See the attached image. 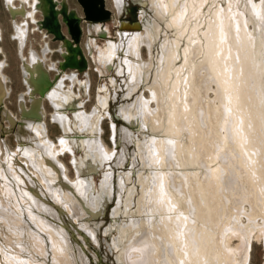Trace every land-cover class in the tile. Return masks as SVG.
<instances>
[{
    "label": "bare ground",
    "instance_id": "bare-ground-1",
    "mask_svg": "<svg viewBox=\"0 0 264 264\" xmlns=\"http://www.w3.org/2000/svg\"><path fill=\"white\" fill-rule=\"evenodd\" d=\"M55 1L60 3L62 0ZM131 1L142 7L139 22L132 25L136 28H130L128 23L119 20L121 29L125 31L119 30L120 41H107L108 49L100 51V61L110 68L113 61L119 57L117 72L123 76L127 73L126 95L130 96L140 87L147 88L158 108L152 111L150 100L140 95L136 101L120 106L117 111L121 120L132 127H137V132L144 133L146 126L152 132L150 140L134 141L138 154L145 161L144 166L147 165L152 170L144 178L142 172L139 174L143 192L139 199L141 218H132L121 227V233L124 235L121 243L123 244L122 264H247L250 240L246 236V231L242 230L243 226H236V223L229 229L219 227L220 216L224 213L227 215L228 205L226 202L223 203L222 208L226 211H222L219 215L217 211L220 200L211 198V193L218 196L219 191L230 190V180L232 181L231 178L235 175L231 166L238 161L230 152L236 149L238 154L237 150H239L242 156L237 164L249 170L247 178L253 183L256 203L261 206V214L264 217V0L257 3L251 0V8L242 4L243 8H249L250 17L247 16L248 12L245 15L240 9L242 7H238L241 0H230L229 10L227 9L229 12L222 11L220 6L214 8L209 21L206 20V26H203L205 17L203 7L206 0ZM113 3L118 14L124 12L126 0H113ZM211 3L210 8L216 5L217 0H212ZM39 4L40 0H20L18 6L14 0H7V7L12 17L19 15L27 19L23 24L16 22L14 25L20 40V52L27 38L28 21L36 20V14L40 12ZM148 11H152L153 14H149ZM250 23L254 25L255 30L249 28ZM163 24L167 28H174L177 33L173 40L165 37L166 39L160 44L162 47L160 54L156 46L162 32H167ZM38 27L40 30L39 22ZM101 29L102 26L95 25V30L99 33ZM124 39L127 40L123 41ZM146 45L150 52L148 62L143 60L141 54L142 46ZM182 45H185L183 49ZM86 49L92 53L90 42ZM48 51V47L44 48V54ZM30 57L29 62L23 60L22 70L32 109L29 110L24 104V97H21L23 100L20 103V110L28 112L22 116L21 121L15 120L6 113V110L2 115L11 125H18L19 129L16 133L20 142V153L27 155L37 170H41L43 178L48 180V188L42 186L37 175L29 171L18 159L19 154L10 151H8L9 158L12 159L9 161L8 173L12 171L10 174H13L14 167L23 171L32 189L29 191L22 183H17L18 189L22 195L26 192L30 196L23 195L29 204L43 213L42 217L62 214L68 209L73 211L72 219L68 221L69 230L77 242L79 237L82 242L72 244L73 251L68 246L67 248L60 246L55 250L54 259L57 262L71 260L72 264H79L74 249L76 247L80 254L86 253L85 248H90V241L81 231H87L84 225L72 227V224L76 225L73 218L75 220L82 216L83 220L86 217L102 216L112 199L111 189L109 191L106 189V187L111 188L112 172L108 173V171L105 174L102 184L103 197L95 195L92 178L94 173L100 172L103 168V171L106 170V163L110 162L107 160L112 157L110 151L101 142L99 125L102 118L110 115L102 112V108H106L108 98L100 96L98 100L101 107H96L92 113L86 112L81 108V103L76 105L71 93L76 95L73 87L81 83L77 78L79 71L71 70L72 72L68 74L64 73L66 71L61 72L44 97L52 103L55 111L54 119L58 121L62 130L59 136L60 144L54 145L45 138L42 121L45 114L44 107L37 106L38 96H30L29 92L33 88L28 85L32 74L35 77L40 74L38 66L43 65L47 70L44 65L45 60L36 51H32ZM178 59L183 64H177ZM1 67L0 63V106L3 107V99L7 93ZM55 67L52 65V69ZM66 80L70 81L69 86H66ZM212 82L217 86L216 94L220 106L214 105L215 102H205L206 92ZM87 87L89 86L86 85ZM75 107L79 109H75L72 120L67 109ZM217 110H220L222 115L217 113ZM235 113L236 116H241V118L237 117L238 122L232 119ZM34 115L36 118L29 117ZM219 116H222L221 120H225L221 127L218 122L212 121ZM112 128L116 132L117 125L113 123ZM222 128L225 129V135L221 132ZM9 130L8 128L5 131ZM123 133L128 141L133 140L130 129L123 126ZM161 133L162 138L159 137ZM26 139L30 141L27 142ZM170 139H176V142L173 143ZM188 139L193 141V144L188 145L199 146L200 150L192 147L186 149ZM218 141L221 143V148L228 146L229 149L216 156L212 148L216 147V144L220 145ZM78 147L85 150V156L80 161L74 160L78 181L73 183L63 174V166L57 156L62 152H70L75 156V149ZM174 148L175 155L179 156L178 165L185 166V169H187L186 165H198L199 172L173 171L177 165L173 162V156L171 158L169 151L172 152ZM217 159L220 161L215 163ZM123 160L125 158L122 162ZM133 163H136L135 158ZM152 167L162 169L154 171ZM237 167L239 170L240 167ZM253 173L256 174L254 177ZM124 175L121 176L120 180H122L119 183L122 190L126 187L127 180L131 179L130 172ZM16 178L19 179V176L16 175ZM54 182L57 184L53 185ZM67 183L79 188L78 192L82 200H75L78 207L75 206L72 195L67 190ZM188 184L189 193L184 192L188 189L186 188ZM34 185L37 187L35 194ZM50 198L51 201L55 200L57 205L52 204ZM129 199V202H125L126 206L131 205V197ZM257 205L254 204L255 207ZM146 208L150 217L145 216ZM117 213L116 208L112 214L117 215ZM155 213L158 216H154ZM61 223L58 228L64 230L62 226L67 223L64 221ZM49 226L54 227V224L49 222ZM233 232L244 237L240 242V244L243 242V245L238 249L232 247L230 243V235ZM92 233L89 231L90 235ZM48 234L51 237L53 235L52 232ZM91 237L96 239L93 234ZM119 245L116 243V248ZM94 254L99 259L97 250ZM83 260L87 261L86 254Z\"/></svg>",
    "mask_w": 264,
    "mask_h": 264
},
{
    "label": "rangeland",
    "instance_id": "rangeland-1",
    "mask_svg": "<svg viewBox=\"0 0 264 264\" xmlns=\"http://www.w3.org/2000/svg\"><path fill=\"white\" fill-rule=\"evenodd\" d=\"M67 1H68L67 2L68 6L70 8L80 10L75 0H67ZM229 1L230 0H217L216 5L215 6L213 5V7L210 8V6H212L211 5L212 0H206V3L204 4L203 7L205 8V17H204L205 19L203 18V22H204L203 26H206V23L209 21V18L212 16L211 12L214 11V8L217 9L220 6V9L222 11L223 10L228 11ZM250 1L251 0H241V4L238 6L239 8L242 7L240 9L244 11L245 15L248 12L247 13L248 17H250L249 14V8H251ZM253 1L257 3V2H262L263 0H253ZM14 3L19 6L20 0H14ZM242 4H245L247 7L248 6L250 7L243 8ZM105 7L111 11V18L106 22V25L109 29V31L107 30V34L109 33V37L92 38V37H87L86 34L83 35L81 39V45L82 46L86 45L85 50L87 56L89 53V51L86 49L88 42H90V45L93 49L92 53H89L91 59L88 56L89 60H91L90 66L88 70L79 71L77 78L78 80H80L79 82L81 83L78 84L76 87H73L74 93L76 95H74L73 92L71 93L76 101L75 102L76 105L81 103L82 104L81 108H83L88 113H92L96 107H101L98 100L100 96H105L109 100V106L107 108L108 110H106V108H102L103 109L102 112L109 113L110 115L107 116L105 114L106 115L105 118H102L100 120L99 125L101 127V133H100L101 142L110 151L112 157L110 158V160H107V162L108 161L110 162L106 163V167H105L106 170L103 171L104 170L103 168V170H100V172L94 173L92 178L94 185L93 191L95 192V195L96 196L98 195L99 197H103L104 190L102 188V184L103 181L105 180V174L108 171H109L108 173H110V171L112 172V179L110 182L111 188L106 187L107 191L111 189L110 192L112 194V199L107 204V208L105 212L102 214V216L90 217V218L86 217L83 220H82L83 218L82 216H80V218H77L75 220L73 218V221H75L76 225L72 224V227L75 228V226L80 227L84 225L87 231L84 230L81 231L87 238H89L90 241V248L89 247L85 248L86 253L80 254L79 250L76 249V247L74 249L76 256H78L79 264L80 263L81 264L82 263L83 264H122L121 255L123 252V244L121 243L123 241L124 235H122L121 233L122 231L121 227L125 223L130 222L132 218H137V219L141 218L140 217L141 213L139 212V199L142 197L143 192L141 191L142 183L140 181L141 177H139V174L140 172H142V177L144 178V176L148 175L147 173H149L150 170H152L147 165L144 166L145 161H143L144 159H142V156L138 154L139 153L138 148L134 144L135 143L134 141H137L136 139L144 142L150 140V136L152 133L150 131V128L146 126L144 128V133L137 132L136 130L137 127L136 126L132 127L128 123L126 124L124 120H121L119 118V116L117 115L118 114L117 111L120 106H124L126 103H133L134 101H136L137 97L140 95L141 97L144 96L146 99L150 100V107L152 111H156L158 105L152 99V94L147 88L140 87L138 88L139 90L132 93L130 96L126 95L128 93V88L126 85L127 73L123 76V75H119V73L117 72V67L120 64L119 57H117L114 60V69L113 70L110 69L108 73H107L108 71L107 69L109 68H107L103 64L104 63L103 61H100L101 60L100 51L101 50L106 51L108 49L107 41L108 40H112L116 42L120 41V35H119L120 29L117 27V24L119 25L118 21L121 20L131 23L133 21L140 20V11L142 7L138 4L132 3L131 0L130 1L126 0L124 12L121 14H118L114 6L113 0H105ZM27 8L28 10L31 9L29 8V5H27ZM149 14H153V12L151 11ZM40 19H41V14L40 12H38L36 14L35 21L31 19L28 21L27 38L25 39L23 50L22 52H20V40L17 37V29L16 26L14 25L16 24V22L18 24H23L25 21H27V19L19 15L12 17L7 7V0H0V63L2 64L1 72L4 76V85L7 93L6 97L3 99L4 106L3 107L0 106V264H72L71 260L69 261L61 260L60 262H57L54 259L55 250L60 248V246H65L66 248L68 246L69 249L73 251L71 245L72 244L75 245L78 244V242L79 243L82 242L80 237H79V241L77 242L74 235H72L69 230L68 221L72 219L71 218L72 217L71 213H73L72 210L68 209V211L65 210V212L62 214H56L54 216L48 215L47 217L46 216L42 217L43 213L39 212L37 208L29 204L23 197V195L26 197H30V196L26 192H23L22 195L21 191L18 189L17 183H22L27 189H29V191L32 189L31 185L27 183L29 181H26L23 171L17 167H14L13 174H10V172L12 171H9L8 173V165H10L9 161L12 159L9 158L8 151H10L11 153H15L17 155L19 154L18 159L23 164L26 165L29 171L37 175V177L39 178V182L42 183V186L45 185V188H48V180L46 181L43 178L44 175L42 174L41 170H37V168L33 165L31 160L27 157V155L20 153V148H19L20 142L17 136L18 134L16 133V131H18L19 129L18 125H11L10 122L7 119H5L2 115L4 113V110H6V113H8L13 118H15V120L17 121L22 120V118H19L20 103L23 100V98L21 97H24L25 103L28 104V96L25 95L28 91V86L25 82V74L22 70V65L24 59L25 61L26 60H28V62L30 61L31 58L30 53L32 51H36L37 53H39V55H41L42 59L45 60V63L49 65L48 68L50 70H54V69L58 70V66L54 61L61 59L60 54L58 52H53V54H51L50 52H52L53 49H57L59 43L58 41L51 40V37L50 39H48V37L45 36L46 35L45 31L38 29L39 28L38 22L40 21ZM163 26L164 28H166L167 32L166 31L162 32L160 38L158 39L159 42L156 46L158 47L160 54L162 50V47L160 45L161 42L165 40L167 37L173 40L176 37V33H177V31L174 28H167L165 24H163ZM107 27H105L104 29H107ZM249 28L255 30V27L254 25L252 26V23L249 24ZM121 30L125 31L123 29ZM101 31L102 29L100 30V32ZM126 31L131 32L130 30L129 31L126 30ZM126 40L127 39H124L123 41ZM46 47L49 48V51L47 54H44V48ZM60 47L58 50L59 52H62L63 50H61L62 48ZM147 47L148 46L146 45V46H142L141 48L142 58L145 62H148L150 60V52L148 51L149 49H147ZM184 47L185 45L181 46L182 49ZM92 58L93 61H97L98 63L101 64V66L103 67L102 73L103 74L107 73L106 75L103 76L99 75L98 71L96 70L95 66L92 63L93 62ZM177 64L180 65L183 64V62L182 61L180 62V59H178ZM52 65H55L56 67L52 69ZM123 66L127 70L125 63H123ZM125 69L124 71L126 72ZM71 72L72 71H66L64 73L68 74ZM50 74L52 75L53 71H51ZM62 77L63 76L61 75L60 78ZM65 84L66 86H69L70 81L66 80ZM86 85L89 87L86 88ZM210 85L208 91L206 92L207 94H206L205 102L206 103L215 102L214 105L220 106V101L218 102L219 98L217 97L216 94L217 86L213 82L210 83ZM43 106H44L45 114H44V119H42V121L44 122V127H45V138L46 139L48 138L54 145L60 144L59 136H61L62 130L58 121L54 119V112H55L54 107L47 98H45V100L43 101ZM75 109H79V108L75 107L73 109L71 108L67 109L69 112V117L73 118L72 120H74L73 113ZM217 111H218L217 113L219 114L221 113L220 115H222V112H219L220 110ZM237 117L241 118V116H236L235 113L232 119L238 122ZM221 118L222 116H219V118H216L215 120L212 119V121H214L215 123L218 122L219 127H221L225 123V120L223 121V119L221 120ZM113 123L117 125L116 132L114 131V128H112ZM123 126L131 130L132 138H133L132 141L131 140L128 141L126 139V136L123 133ZM8 128L10 130L6 132L5 130ZM221 132L223 135H225L224 128H222ZM161 135L162 133L160 134L159 137L162 138ZM41 137L43 138L44 136ZM38 138H40V136H38ZM170 140L173 143L176 142V139H170ZM188 140L186 141L187 143L186 149L188 147L189 148L192 147L195 150L197 149L200 150L199 146L188 145L189 143L193 144V141L191 142L190 139ZM29 141L30 140H27V142ZM249 142L247 141V145L249 144ZM217 143H219V141ZM219 144L220 145L216 144V147L212 148L217 154L216 155L215 153H213L216 156L225 152L226 149H229L228 146H224L221 148V143ZM59 148L61 147L59 146ZM75 150H76L75 156L71 155L70 152H62L59 153L57 156V159L63 166V174H65L67 178H69L73 183H76L78 181L77 170L75 168L74 160H76V162L80 161V159L85 156V150L82 147H78ZM249 151L252 150L249 149ZM237 152L239 153L238 154L236 153V149L230 152L231 155H233L234 158L236 156L235 159L238 160L235 161V163L231 166L233 167L232 169L235 175L232 176L231 178L232 181L230 180L232 184L229 182L231 185V186L229 185L230 190L227 189L225 190V192L219 191L218 196L216 195L214 196V194L211 193L212 196L211 198L220 200V203L218 204L220 207L217 205L219 209L216 207V209H218V211L217 210L216 211L218 212L219 215L222 211H226V210L228 211L227 215L226 213H224L223 216L222 215L220 216V219L218 221L219 227L224 229H229L235 226L236 223L237 224L236 226L238 227L243 226L242 227L243 229L242 228L240 229L246 231V236L250 240L247 264H264V235H263L264 217L261 214V209H260L261 206L259 207V205H257L256 203V197L253 191V183L250 182V180H248L247 178L249 170L248 169L246 170V167L244 169L243 167H241L242 165L237 164L240 161L239 158L240 156H242V152L241 155L239 150H237ZM169 154L171 155V158L173 156L172 160L175 163V165H177L175 166L174 170L172 168L171 170L175 171L176 173L188 172V171L190 172L192 171L194 173L196 170L199 172L197 168L199 167L198 165H190V166L186 165L187 169H185V166L183 167V165H178L180 163L178 158L179 156L175 155L176 154L175 148L172 150V152L170 150ZM192 157H193L192 154H190V158ZM123 158H125V160H123L122 162ZM134 158L136 161L135 164L133 163ZM219 161L220 159H217L215 163ZM237 166L240 167L239 170H237L238 168ZM152 168H154V171H157L158 169L159 170L162 169L161 167H157V169L155 167ZM234 169H236L235 170L236 172L234 171ZM243 169L246 170L247 172L244 171ZM129 172L131 175V179L127 180L128 181L126 182L127 185L124 188V190H122L119 184L120 181L122 180V179L120 180V178L122 175L127 174ZM16 175L19 176V179L16 178ZM255 175L256 174L253 173L252 176L254 177ZM187 181L190 183L189 180ZM55 184L57 183L54 182L53 185ZM74 186H72L71 183L70 184L67 183V190L71 193L75 206L78 207L77 202L75 200L78 199L82 200V198L78 192L79 188H74ZM188 187L189 184L188 186H186V188ZM188 189L187 190L185 189L184 192L187 191L189 193L190 188ZM35 190H37L36 185H34V190H33L34 194H35ZM121 196L123 199L121 198ZM129 196L131 197V205L126 206L125 202H129L130 200ZM213 196L216 198H214ZM121 201L124 202L122 203ZM224 202H226L228 205V208H226V210L225 208H222ZM51 203L54 205L56 204L55 200L53 199ZM60 204L66 205L67 203L66 204L60 203ZM254 204L257 206L255 207ZM128 207L129 209H127ZM116 208L118 209V213L117 215H114L112 213H114V209ZM158 209L160 210L159 207ZM145 216L150 217V213L148 212L147 208H146ZM154 216H158V215H156L155 213ZM60 220L67 223L66 225L62 226L64 230H60L58 228V226L62 224ZM49 222H52L54 224V227L50 228ZM89 231L91 233L93 232L92 234L96 237V239L94 238L92 239L91 237L92 234L90 235ZM51 232L53 233L52 237L51 235L48 234V233L51 234ZM74 233L76 234V232ZM237 235H238L237 232H233L230 235V243L232 247H237L238 249L241 247V245H243V242L241 244L240 242L244 240V237L243 235L241 237ZM129 236L130 235H128V238ZM237 237L239 239H237ZM116 243L120 244L118 248H116L115 246ZM96 250L98 251L99 259L98 256L94 254V251ZM85 254L87 256L86 262H84L83 260ZM6 257L8 259H6Z\"/></svg>",
    "mask_w": 264,
    "mask_h": 264
},
{
    "label": "water",
    "instance_id": "water-1",
    "mask_svg": "<svg viewBox=\"0 0 264 264\" xmlns=\"http://www.w3.org/2000/svg\"><path fill=\"white\" fill-rule=\"evenodd\" d=\"M79 5L82 7L83 15H79L74 8H69L66 0H62L60 3L55 0H40L38 9L41 13V19L39 21V26L41 30H44L47 34L52 35L53 40L60 41V46L63 49L60 52L62 60L58 64V71H65L67 69L83 71L88 68V60L84 55V52L80 46V38L82 35L81 22H86V36L92 38H107L109 33H98L95 30V25L102 26V29L107 27L106 22L111 18V11L105 7V0H77ZM126 22L132 27V25L137 24L139 21H133L131 23ZM62 25L66 28V37L62 32ZM117 27L121 29V26L117 24ZM140 28V26H138ZM107 30L109 31L108 27ZM88 56L91 59L90 54ZM93 61V58H92ZM98 71L100 76L106 75L110 69H114L113 65L108 69L107 73L103 72V67L97 61L92 62ZM40 74L37 77L33 74L28 80V85L33 88L30 90V96L34 97L38 95L37 106L41 107V99L45 97L46 91L53 85L54 80L57 76L51 80L48 71L44 66H38ZM102 73V74H101ZM40 97V98H39ZM32 109V102L30 103L29 110ZM28 110V111H29ZM28 113L26 111H21V118ZM40 115V114H39ZM34 117L36 116H29Z\"/></svg>",
    "mask_w": 264,
    "mask_h": 264
},
{
    "label": "flooded vegetation",
    "instance_id": "flooded-vegetation-1",
    "mask_svg": "<svg viewBox=\"0 0 264 264\" xmlns=\"http://www.w3.org/2000/svg\"><path fill=\"white\" fill-rule=\"evenodd\" d=\"M58 1H61V0H58ZM76 1V3H77V5H78V8L80 9V10H78V9H76V11H77V13L79 14V15H83V12H82V7L79 5V3H78V1L77 0H75ZM68 2V1H67ZM70 8V7H69ZM41 14V13H40ZM85 23V24H84ZM81 26H82V35H81V38H80V46H81V48H82V50H83V52H84V55L86 56V58H87V60L89 61L88 62V68L87 69H85V70H88L89 69V66H90V61L91 60H89V57L87 56V53H86V50H85V46L86 45H81V39H82V37H83V35L84 34H86V22L85 21H83V22H81ZM62 32L64 33V35L66 36V37H68L69 38V36L67 35V32H66V28L64 27V25H62ZM46 33V32H45ZM100 33H106L107 34V29H102V31L100 32ZM46 37H48V39H50V37H51V40H53V38H52V35H49V34H47L46 33V35H45ZM53 41H55V40H53ZM58 48L57 49H53V51L52 52H50L51 54H53V52H58L59 54H60V52H59V47H60V41H58ZM61 48V47H60ZM61 50H63V49H61ZM60 57H61V55H60ZM62 60V58L59 60H56V61H54L56 64H57V66H58V64H59V62ZM45 65V67L47 68V71H48V74H49V76H50V79L51 80H53L56 76H57V78H58V76L61 74V72H63V71H58V70H49L48 69V66L49 65H47V63H45L44 64ZM85 70H83V71H85ZM51 71H53V74L51 75L50 74V72ZM65 71H71L70 69H67V70H65ZM57 78L54 80V82L57 80ZM54 84V83H53ZM25 95H27L28 96V94L26 93ZM36 96H38V95H36ZM45 100V98H42V101H41V104L43 105V101ZM30 103H31V101H30V99H29V96H28V104H26L25 102H24V104L27 106V107H29L30 108ZM108 106H109V100L107 101V105H106V110H108L107 108H108ZM44 107V106H43ZM19 115H20V117L19 118H21V110H19ZM115 117V116H114Z\"/></svg>",
    "mask_w": 264,
    "mask_h": 264
}]
</instances>
